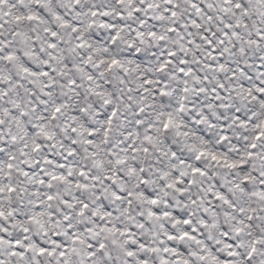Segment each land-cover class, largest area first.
Segmentation results:
<instances>
[{
  "label": "snow or ice",
  "instance_id": "6c2138e0",
  "mask_svg": "<svg viewBox=\"0 0 264 264\" xmlns=\"http://www.w3.org/2000/svg\"><path fill=\"white\" fill-rule=\"evenodd\" d=\"M0 264H264V0H0Z\"/></svg>",
  "mask_w": 264,
  "mask_h": 264
}]
</instances>
